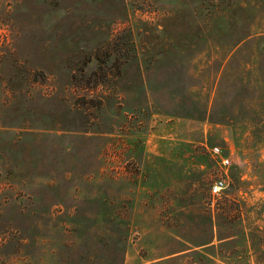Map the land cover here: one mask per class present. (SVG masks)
Wrapping results in <instances>:
<instances>
[{"label":"rangeland","instance_id":"obj_1","mask_svg":"<svg viewBox=\"0 0 264 264\" xmlns=\"http://www.w3.org/2000/svg\"><path fill=\"white\" fill-rule=\"evenodd\" d=\"M262 30L264 0H0V264H264Z\"/></svg>","mask_w":264,"mask_h":264},{"label":"built area","instance_id":"obj_2","mask_svg":"<svg viewBox=\"0 0 264 264\" xmlns=\"http://www.w3.org/2000/svg\"><path fill=\"white\" fill-rule=\"evenodd\" d=\"M212 154L216 158L219 157L221 163L224 166H229L230 165V163H231L230 157L229 156H225V155H221L220 149L218 147L213 149V153ZM225 185H226V180H225L224 177H220V178L216 179L215 183L213 184L212 192L214 194L220 193L225 188Z\"/></svg>","mask_w":264,"mask_h":264},{"label":"trees","instance_id":"obj_3","mask_svg":"<svg viewBox=\"0 0 264 264\" xmlns=\"http://www.w3.org/2000/svg\"><path fill=\"white\" fill-rule=\"evenodd\" d=\"M252 25H253V23H252ZM252 31H253V29H252ZM264 30H262L261 32H263ZM264 33V32H263ZM252 34V32L249 34V36Z\"/></svg>","mask_w":264,"mask_h":264}]
</instances>
